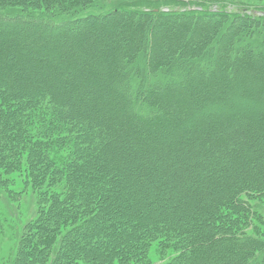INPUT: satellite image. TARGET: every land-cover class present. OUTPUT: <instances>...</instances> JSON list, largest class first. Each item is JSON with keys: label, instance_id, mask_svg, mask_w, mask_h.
Segmentation results:
<instances>
[{"label": "trees", "instance_id": "trees-1", "mask_svg": "<svg viewBox=\"0 0 264 264\" xmlns=\"http://www.w3.org/2000/svg\"><path fill=\"white\" fill-rule=\"evenodd\" d=\"M189 1L163 0L157 2L165 4L163 9L149 8L150 6L137 9L136 7L139 5L146 4L136 0H114L112 3L109 0H93L91 6H84L87 3L83 0H46L43 7L50 11L54 10L51 14L24 13L11 9L6 11L7 13L0 12V18L7 21L5 22L7 25L1 22L6 28L15 22L18 23L16 24L18 27L27 25V29L16 27L15 32L18 33L16 38L30 35L28 29L30 26L35 29L39 27L40 30L38 31L40 32L38 34L43 36L41 41L33 42L31 39L29 42L28 40L31 45L37 48L39 44H42V41L47 40L44 38L48 37L54 42L56 40L61 42L62 36L70 33L73 36H71L73 43L78 42L77 44L83 45V37L78 36L79 40L77 41L74 39L75 34L80 29H85L84 25L90 20L97 19L109 24L112 15L119 17L132 15L141 18V20L144 18L149 23H154L150 28L142 26L145 28L144 31L142 30V34H140L141 31H138V36L134 35L136 37L133 36V39L128 38V42L132 47H135L132 41L142 37L144 48L147 42L152 43L154 31L184 19H193L197 22L201 19L207 20L208 24L213 25H221L222 23L223 28H232L234 21L247 22L250 25L264 24V16L258 19L254 15L244 14L243 11H239L238 14H230L225 10L217 12L208 8L205 3H202V0H197L200 2ZM28 2L29 0H18L20 6L27 5ZM130 2L132 3L130 4ZM0 3V6L7 4L4 1H0ZM110 7H112L111 10H109ZM93 8H96L97 11L89 12ZM104 24L102 23V25ZM104 27L106 26L104 25ZM87 28L85 30L88 31L89 28ZM114 28H118L117 23L115 26L111 25V29L114 30ZM3 31L0 33V39L5 37L6 44L0 46V176L4 174L9 177L12 173L22 170L21 156L27 155L29 181L32 179L35 189L39 190V205L45 204V207L37 215L36 224L31 223L26 227V234L32 232V228L35 236L37 233L48 230L51 232L48 237L52 241L53 239L56 240L53 234L55 231L59 232L61 227L67 235L75 228H87L93 222H99L101 216H106L105 213L101 212L104 211L107 204L111 208L112 205L113 208L115 207L113 196L116 190L114 186L123 182L118 176L117 165L111 164L109 166L107 162L112 149L111 145L115 141H129L130 146L138 142L137 146L134 147L138 150H144V155L147 156L149 147L147 143L160 142L161 140L163 145L152 146L150 150V153L154 152L152 158L159 159L161 155L166 157L171 155L172 152L166 149V144H170L177 149V153L173 151L175 156H172L175 161L177 160L176 156H182L181 158L184 160L183 163L177 161L176 170L180 169L182 172L191 173L194 178L199 176L204 181L209 180L211 182L212 180L213 183V180H216L215 182L218 183L216 185L214 183L212 185L214 187L209 189V200L187 217L185 211L192 208L193 204L187 202V205L182 209L177 202H174L169 207L163 198L162 201L157 199L153 203V207L151 205L150 210L146 213H129L126 207L124 210L120 208L121 218L115 222L109 220L108 225H106L105 219H101L100 224L107 226L106 231L109 232L108 234L112 239L108 242V244L111 242L109 247L111 254L108 256L113 254L115 259L120 258L121 264L142 261L146 259V248L154 242H160L163 245L168 244L165 247L171 246L178 251V254L167 264H214V262L216 264H264V232L248 234L245 231L246 228L254 225L258 211L264 209V172L248 175L241 170V179L239 177L233 178L234 175L228 174V179L224 183L221 182L222 179L219 176L213 178L215 174L213 175L211 172H214L216 164L210 156L213 155L210 152L211 149L213 150V145L234 147L232 137L228 139L224 133H221L223 126L246 127L248 122L251 124L254 121V125L262 126L264 133V93L256 94L252 98L257 103L253 108L242 107V101H238L240 103L234 102L232 107H227V111H214L216 110L215 107L209 103H226L228 98H234V95H238L240 90L245 91L248 86L251 87V83L242 79L230 84L231 81L235 80L233 77L227 76L225 69L219 67L215 71L214 79L201 77L200 82L198 80L193 81L191 74H189L192 71L190 67H194L195 71L198 70L202 74L212 69V65H206V61L210 60H206V50L202 53L201 58L196 61L192 62V60L186 59L185 65H181L177 69L173 66L175 69L171 72L175 76L169 75L170 73L153 74L151 71L148 74L149 69L158 73L162 69L165 70V67L169 70V67L172 66V63L168 61L171 59L170 56L154 52L151 63L153 66L151 67L149 64L151 60H147L146 56L141 53L142 58L140 61L134 62L135 67H133L137 71V65L141 66L138 71L139 74L128 73L125 81L126 88L129 87L127 93L129 97L120 104L125 108L122 109L125 111L124 115L110 120H101L100 125L96 124L99 121L96 115L83 114L79 117L80 114H77L75 117V114H72L71 118L74 119L72 120L60 111V107L64 104L62 102V98H65L64 93L60 90L50 89L48 83L46 85L43 79L38 81L39 78L37 80L33 78V72L40 76L42 71L40 66L43 63L41 64L39 61L33 69L28 64L30 59H22L23 55H19L18 41L13 42L12 39L3 35ZM110 33L112 32L110 31ZM222 34L224 33L222 32ZM193 35L192 30L188 38L190 39ZM30 37L32 38V36ZM221 39L223 42L224 37L220 36L218 40L221 41ZM193 42L195 41L190 39L188 45H192ZM202 44L199 45L200 48L203 47ZM189 50H191L190 46L184 49L185 52ZM134 52L137 53L135 49L132 50V53ZM193 52L196 50L193 49L191 53ZM112 54H114L113 51ZM112 54L108 59H111L110 61L115 66L116 56ZM225 60L227 61V59ZM54 67V69L59 68L62 71L65 65L62 64L61 67L57 64ZM217 70L221 71L218 76ZM245 70L247 71L246 67L242 71ZM17 78L19 82L11 81ZM254 78L260 79V85H264V75L261 74V71ZM190 80L193 83L191 81V85H188ZM217 80L218 83H215ZM61 81L59 80L60 83ZM214 84L223 85L226 91L218 90ZM166 85L167 89L170 87L168 85L177 88L173 94L178 95L170 94L164 90ZM160 86L163 91L160 94L155 93L156 87ZM151 88L152 91H150ZM194 106H198L199 111H194L192 108ZM95 114L102 115L98 112ZM246 117L251 121H245ZM248 126L250 127V125ZM198 127L200 128L198 129ZM190 136L191 139H187L189 142L185 141L186 137ZM168 140L172 141L168 143ZM224 148H222V153H225L223 156L227 155ZM236 151H238L237 148ZM236 151L234 153H237ZM214 154H216L217 159L223 157L219 152ZM54 156L61 157L59 162L53 158ZM103 161L106 163H102ZM164 162L162 163L167 167H171L169 160ZM132 163L134 164L132 165ZM137 163L141 170L149 169L152 178L154 175L157 176L154 167L161 171L160 167L164 166L160 163V167H158L157 163L154 164L146 160H143V163ZM137 165L131 160V164L127 165L126 168L124 167L126 170L123 171L131 172L130 169L137 167ZM100 169H104L101 175L97 174L101 171ZM200 172L201 175H199ZM2 176L0 177V186L3 187L10 180H3ZM142 181L148 180L143 177ZM141 192L143 194L145 192V195L149 192L152 193L147 187H144ZM157 192L161 195L165 193L159 185ZM122 200L127 203L128 196L126 195ZM50 217H54L55 222H51ZM58 217L62 218L61 223L56 220ZM182 222L185 224L182 225ZM118 228H124L123 234H114ZM127 235L132 238L135 237V243H132L131 247L128 246V249H125L126 252L122 254L119 247L116 246L119 242H116L117 240L114 238L123 239L126 243L128 241ZM100 237L102 238L101 234ZM25 240L22 241L24 246L27 244ZM99 241L101 242L98 238L94 239L96 243H100ZM67 243L68 239L63 237L58 242L57 249L55 247V251L61 253L60 246L62 248L64 246L70 247ZM22 250L21 253L24 255Z\"/></svg>", "mask_w": 264, "mask_h": 264}, {"label": "rangeland", "instance_id": "rangeland-1", "mask_svg": "<svg viewBox=\"0 0 264 264\" xmlns=\"http://www.w3.org/2000/svg\"><path fill=\"white\" fill-rule=\"evenodd\" d=\"M0 1L7 3L6 5L0 6V12L3 13H7L6 11L14 9L15 11H22L24 13L33 12L47 15L54 11H50L46 7H43L46 3V0H29L27 5L24 4L21 6L20 3H18V0ZM83 1H86L87 3L84 4V6H91L93 0ZM109 1L110 3L114 2V0ZM136 1H143L146 4L143 6L139 5V8L136 7L137 9L144 7L148 8L149 6V8L156 7L163 9L165 6L163 3H157L158 1L161 2L163 0ZM189 2H191V0ZM131 3L132 2H130V4ZM202 3H205L208 8L217 12L225 10L230 14H238L239 11H243L244 14L252 16L254 15L255 18L258 19H261L260 17L264 16V0H216L215 2L213 0H202ZM128 8L130 9V7ZM111 9L112 7H110L109 10ZM95 10L96 8H93L89 10V12H96L97 10ZM104 11L107 10L104 9ZM110 20L111 23L109 22V24L106 21L101 22L97 19L88 21L84 26L85 29L88 27L89 30L87 31L85 29H80V31L74 36V39L77 41L79 40L78 36L80 38L82 36L84 39V42H82L83 45H80V43L77 44L78 42L73 43V36L72 33H70L62 36V39H60L62 43L58 42L59 40L54 42L51 38H44V40L47 39V42L42 41V44H39L37 48L36 46L31 45L29 42L31 39L33 42H37V40L39 42L41 41L40 39H42L43 36L38 34L40 32L38 31L40 30L39 27L35 29L34 27L30 26V28H28L30 35H24L20 38H16V35H18V33L15 32L16 27L27 29V25H25L26 27L23 25L18 27V25L16 26L18 23L15 22L13 25H9V28H6L3 25H7V23H5L7 21L1 18L0 27L2 28H0V33L4 30L3 35L12 39L13 42L18 41L19 55H23L22 59H30L28 64H30L33 69L36 67L39 61V63H43V65L40 66L42 69L40 76H37L38 73L35 72L32 73V76L36 80L39 78L38 81H42L43 79L46 85L48 83V87H50V89H55V91L60 90L62 93H64L65 98H62V102L64 104L60 107V111L63 112L67 118H71L73 116L72 114H75V117H77V114H80L79 117L83 116V114L89 116L96 115V117L99 118V121L96 123L97 125H100L99 122H102L101 120H110L124 115L123 113L125 111H122V109L125 108L120 104L125 102L129 97L127 94L129 92V87L126 88L125 81L127 80L126 78L128 73L135 75L139 74L138 71L141 69V66L136 64L138 67L136 68L137 71H135L133 67H135L134 62L136 63L142 58L141 53L146 56L147 60H151L149 64L153 62L152 60L154 57V52H160L170 56L171 59H168V61L172 63V66L169 67V70H167V67H165V70L162 69L161 72L158 73L157 71L149 69L148 74H150L149 72L151 71L153 74L164 75L170 73L169 75L175 76V74L171 72V70L175 69L174 67L177 69L181 65H185L186 59L192 60V62L194 60L196 61L197 59L201 58L202 53L205 52L204 50H206V60L210 59L206 61V65H212V69L208 72H203L202 74L198 70L195 71L194 67H190L192 71L189 72V74H191L190 76L193 81L198 80L200 82L201 77L214 79L215 71L219 67L223 70L225 69L227 76L233 77L235 80L231 81L232 83L230 84H233V82L235 83L236 81L238 82L242 79L251 83V87L248 86L245 91L240 90V93H238V95L235 94L234 98H228V102L230 103H209L215 107L216 110L214 111H227V107L230 108L234 102L240 103L241 101L243 104L242 107L253 108L257 103H255L252 98L256 96V94L264 93V85H260L261 80L254 78L259 75L260 71L261 74L264 75L263 23L250 25V23L247 22L244 23L242 21H234L232 28H223L224 25L222 23L221 25H213L208 24L207 20L204 21L201 19L199 22H197L193 19H184L180 22L167 25V27L160 28L161 30L159 29L158 31H154L152 35V43L147 42L146 47L144 48V41L142 37H138V40H134V42L132 41L135 47H132L128 40L138 36V31H141L140 34H142V30L144 31L145 29L143 27L150 28L152 24L154 25V23H149L144 18L141 20V18L132 15L130 17H119L112 15ZM102 23H105L104 25L106 27H104ZM116 23L118 28H114V30H112L111 25L113 24L115 26ZM109 29L112 33H110ZM192 30L194 35L191 37L194 38L190 37V39L195 42H193L192 45H188L190 40L188 36L191 34ZM222 32L224 34H222ZM30 36H32V38ZM220 36L224 37L223 42L222 39L221 41L218 40L220 39ZM5 39V37L0 39V46L6 44ZM201 43H203L202 48L199 46ZM83 46L84 48H81ZM189 46L191 48V50H189L190 52H185L184 49L188 48ZM159 48L160 50H158ZM134 49L137 52L136 54L135 52L132 53V50ZM193 49L196 50V52L191 53ZM112 51L116 56L115 66L110 61L111 59H108L112 54ZM225 59H227V61ZM56 63L58 66L61 65V67L62 64L65 65L62 71L59 68L54 69V66L57 65ZM238 64L239 67H237ZM152 66L153 65L151 64V67ZM244 67L247 68V71H242L244 70ZM220 72V70H217V76L221 74ZM59 80H62V84L59 82ZM192 80L188 82V85ZM11 81L19 82V79L17 78ZM215 83H218V80L215 81ZM214 85L218 90L226 91L223 85ZM168 86L170 87L167 89L166 85L164 90H167L170 94L176 92L175 89L177 88L172 87V85ZM150 91H152V88ZM154 91L155 93L160 94L163 89L160 86L156 87V90ZM192 108L194 111H199L198 106H194ZM97 112L101 113L102 115L98 116L95 114ZM71 119L74 120L73 118ZM245 121L251 120L246 117ZM253 122L251 124L248 122L246 127L237 125H233L232 127H230V125H226L222 127L221 133H224L228 139L232 137L234 147L224 146L226 147L224 148L218 147V145L212 146L213 150L211 149L210 152L213 155L210 156L212 159H214L216 164L214 172H211L213 175L215 174L213 178L219 176V178L222 179L221 182L225 183V181L228 179V174L234 175L233 178L239 177V179H241V170L244 171L245 174L248 173V175H252L255 172H264V133L262 126H256L254 125L255 122ZM248 125H250L251 128ZM199 128L200 127H198V129ZM246 130H248V132H246ZM187 139H191V136L188 138L186 137L185 141H188ZM169 141L171 142L172 140H168V143H170ZM128 143L129 146H127ZM137 143L138 142H135L133 146H130L129 141H115L111 145L112 149L107 162L109 166H111V164L117 165L119 172L118 176L123 180V182H120L114 186L116 190L114 191L115 193L113 196L115 207L113 208V205L111 204V208L110 205L107 204L104 211L101 212L103 214L105 213L106 216H101L99 222H93L87 228H75L72 232L68 233L69 235L67 234L69 238L67 235H65L66 231H62V227L59 232L55 231L54 233L52 230L56 239H53L52 241L48 237L51 235V232H49L47 229V231L43 233H37L35 236L32 228V232L26 234V227H28V225L31 223L36 224L35 222L38 218L37 215H39V212L43 209V207H45V204L39 205V190L35 189L34 181H32V179L29 181L28 178L27 155L24 154L25 156H21L22 170L12 173V175L9 177L5 176L4 174L3 176L1 175L3 180L8 179L10 181L7 185L3 187L0 186V264H94L95 262H97V264H121L119 262L120 258L118 260L115 259L113 254L108 256L111 254L109 249L111 242L109 244L108 242L112 239L108 234L109 232L106 231V225H108L107 222L109 220L115 222L117 219L121 218L119 213L120 208H123L122 210H124V208L127 207L126 209H128L129 213H146L150 210L151 205L153 207V203L156 202L157 199L162 201L164 198V201L167 202L169 207H171L174 202H177L179 207L182 209L187 205V202L193 204L194 206L192 208H189L188 211H185V216L187 217L192 212H195L198 207L205 204L207 200H209V189L214 187L212 186L214 183L216 185L218 182H215L216 180H213V183L212 180L211 182H209V180L204 181V179H201L199 176L194 178L191 173L184 171L182 172L180 169L176 170L177 161H180V163L184 162V160L181 158L182 156H176V161L175 158H173L175 156L173 151L177 153V149H175L176 147L174 148L170 146V144H166V149H169L172 152L171 155L168 157L161 155L159 156V159H154L152 158L154 152L150 153V150L152 146H160L162 144L161 140L160 142L154 141L147 143L149 146L147 149L149 151H147V156L144 155V150H138L134 147L137 146ZM165 143L166 141L164 142V146ZM222 148L226 149L227 155L223 156L225 153H222ZM236 148L238 151H236ZM234 151L237 153H234ZM215 152H219V154L223 157L221 156L222 158L217 159L215 157L216 154H214ZM53 158L58 162L61 159L60 156H54ZM131 160L132 162H135L136 165L138 164L137 162L143 163V160L151 161L154 164L157 163L158 167H160V163H165V160H169L171 167H167L163 163V168L160 167V169L163 171H159L158 168L154 167L155 174L157 176L154 175L152 178L149 174L150 170H141L140 165L131 168V172H124L123 170H126L125 168L127 165L131 164ZM208 160L212 161L210 159ZM102 163H106V161H103ZM99 164H101V161H99ZM133 164L134 163H132V165ZM100 170L101 171L97 172V174L99 173L101 175L104 169ZM201 174L202 173L200 172L199 175ZM143 177L149 182L142 181ZM158 185L161 189H164V194L161 195L159 192H157ZM144 187L149 188L152 193L149 192L145 195L144 192L143 194L141 191L144 189ZM126 195L128 196L127 203L122 200ZM120 201H122V203H120ZM50 219L51 222H55L54 217H50ZM101 219H105V226L100 224ZM56 220L61 223L60 221H62V218L58 217ZM184 224L185 223L182 222V225ZM188 230H190V228H188ZM102 231L104 232L102 233ZM245 231L248 234L264 232V209L258 211L257 219L255 220L254 225L246 228ZM123 232L124 228H118L115 230L114 234H123ZM100 234L102 235L103 241L100 237ZM128 235V241L126 243L123 239L118 240V238H114L117 240L116 242H119V244L116 246L119 247L122 254L126 252L125 249H128V246L131 247V244L135 243V237L132 238ZM63 237L68 239L67 244H69L70 247L64 246L62 248V246H60V250L62 249L61 253H57V251H55V247L57 249L58 242ZM95 238L100 239L101 242H94ZM24 239H26L25 241L27 242L25 246L22 243ZM115 240L113 241L114 243ZM166 245H163L160 242H154L146 248L147 252L145 260L143 259L142 261H134L128 264H167L171 262L170 260H172L176 254H178V251L171 246L165 247ZM49 247H51L50 250ZM21 250L25 253L24 255H22ZM214 264H216V262H214Z\"/></svg>", "mask_w": 264, "mask_h": 264}]
</instances>
